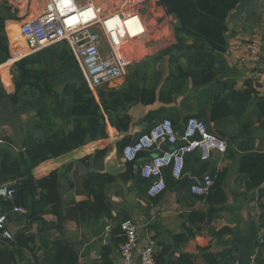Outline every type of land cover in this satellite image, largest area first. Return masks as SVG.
Returning a JSON list of instances; mask_svg holds the SVG:
<instances>
[{"label": "trees", "instance_id": "16d2710c", "mask_svg": "<svg viewBox=\"0 0 264 264\" xmlns=\"http://www.w3.org/2000/svg\"><path fill=\"white\" fill-rule=\"evenodd\" d=\"M239 1L151 0L150 8L159 24L165 23L169 18L175 19L172 34L175 40L158 51L154 60L170 54L171 63L176 66L175 71L169 75L165 90L159 92L161 101L170 102L174 93L190 82L192 92H195L194 99L201 110L207 112V117L197 114L188 115L186 119L195 116L209 123L230 118L226 123L236 122L234 131L224 128L215 131L207 123L206 125L218 137L228 139L229 156L236 158L238 163L237 178L244 184L246 194L255 201L257 212L254 219L258 228L264 229V147L255 146L256 140L264 141V94H259L248 79L244 80L243 88H237L234 80L220 78L217 69V53L224 52L226 48L227 19ZM1 8L4 10L0 12V64L13 55V58L21 56L24 50L16 17L9 14L5 7ZM7 19L13 20L7 26L8 35L5 30ZM166 39L170 40V37ZM187 39H191V43H187ZM183 50L191 51L186 58V70L179 66L180 54L175 53ZM1 72L3 80L9 84L7 69L2 68ZM10 72L14 87L6 90L0 78V102L7 101L14 115L27 114L28 118L23 122L20 150L14 149L10 138H2L4 144L0 146V185L8 184L15 188V201L10 203L0 198V204L5 212L13 205L22 206L25 209L23 216L29 225L41 221L42 214L49 212L56 216L60 227L68 216L62 212L58 172L53 170L37 179L32 174L33 168L48 159L70 153L89 141L107 138V121L118 132L127 133L131 120L127 112L128 106L133 102L152 104L156 99V83L139 86L127 79L125 87L131 89V96L119 92L115 96L113 92L105 93L98 89L97 101L69 48L63 42L20 58L12 64ZM163 118L167 117L161 112H149L144 118L149 123L147 130ZM172 124L182 133L183 127L175 121ZM133 140L125 134L116 143L119 157L123 147ZM106 153V148L97 149L81 161L93 159L101 162ZM149 157V152H139L134 160L125 162V169L116 175L106 172L86 174L83 182L88 199L75 204L82 219L112 217V203L107 197L106 188L117 180H132L139 197H147L151 180L141 176L139 167ZM210 161L201 160L199 153L192 151L185 156L181 179H175L171 175L170 167L163 169L167 191L176 189L186 176L191 178L187 185L189 193L190 186L196 179L204 174L213 178V184L205 196L191 193L207 205L205 209L193 210L187 214L190 223L198 227L209 226L212 220L229 209V195L224 185L226 170H216L210 165ZM159 197L157 195L152 199L156 201ZM127 218L124 216L111 228L109 242L101 247L98 264H114L111 255L124 242L119 224ZM197 226L196 229L199 230ZM232 233L233 228L228 225L210 228L212 239H216V243L223 248L216 255L209 251L210 246L199 247L205 264H236L238 242L232 237ZM186 239V234L174 236L175 241ZM33 243L34 236L26 228L14 233L13 239H1L0 264H17L24 258L23 251L31 250ZM256 247L259 248L256 264H264V241L259 243L257 240L254 248ZM47 251L51 264H81L79 251L65 238L52 241ZM154 259L155 264H195L192 254L181 252L178 257L172 258L164 246L156 252Z\"/></svg>", "mask_w": 264, "mask_h": 264}, {"label": "crops", "instance_id": "0c3cea01", "mask_svg": "<svg viewBox=\"0 0 264 264\" xmlns=\"http://www.w3.org/2000/svg\"><path fill=\"white\" fill-rule=\"evenodd\" d=\"M3 2L4 0H0V12L4 10L1 8ZM238 5H240L239 8L233 10L227 19L226 47L229 54L217 53V69L220 78L234 80L236 87L241 89L244 87V80L252 70L251 63L245 56L247 44L251 41L263 40L264 0H240ZM147 15L151 19L155 17L151 8ZM171 19L174 18H169V20ZM12 21V19L5 21L7 35V26ZM172 22L175 23V20ZM152 26L150 35L136 43L138 55L134 61L128 64L123 78L125 81L128 79L130 83L136 82L139 86L156 83L155 101L149 105L133 102L128 106L127 112L131 120L127 133L118 132L107 121V138L89 141L70 153L48 159L33 168L32 174L37 179L47 175L50 171L56 170L58 172V189L61 196L62 212L68 218L59 227L56 216L48 212L42 214L41 221L29 225L23 214L8 213L7 226L13 234L26 228L34 236L31 250L25 249L23 251L24 258L17 264H51L49 257H47V250L52 241L57 238H65L74 245L79 251L81 264H98L97 260L100 257L101 247L109 242L111 228L116 226L124 216L133 219L139 225L141 239L151 237L155 240L157 251L164 246L172 258L178 257L181 252H185L195 257V264H205L199 247L210 246L209 251L216 255L223 248L216 243V239H212L211 227L219 228L228 225L236 230L238 228L243 233L241 224L247 220L251 213L252 215L256 214L255 201L252 197L250 198L248 193L246 194L244 184L237 178V159L229 156V151H226L225 154H214L210 161V165L216 170H226L224 185L229 195V209L212 220L209 226L198 227L190 223L187 218L188 212L207 207L204 201H199L193 194L189 193L187 185L190 181L185 186L179 185L174 190H165L156 201H153L149 195L144 199L140 198L132 180L126 182L117 180L106 188L107 197L112 203V217L105 216L99 219L84 220L78 208L75 207L77 202L88 199L83 177L89 173H109L107 171L109 167L122 164L117 155L116 143L125 134L135 139L142 132H145L149 128V123L144 118L149 112H161L181 127L184 126L188 115L202 114L205 118L207 117V112L201 110L194 99L195 92H192L190 82L187 86L184 85L179 92L174 93L170 102L160 100L159 92L162 89L165 90L164 87L169 75L175 71L176 66L172 65L170 54H164L158 60H154L158 52L156 45L159 44V48H161L163 44L166 48L175 40V37L172 36L174 28L167 24V21L160 24L156 21L153 22ZM167 37H170V40L166 39ZM191 41V39H187V43H191ZM22 44L24 45L23 41ZM260 49L264 65V44L260 46ZM175 53L180 54L179 66L184 70L188 69L186 58L191 51L183 50ZM13 59L10 58L0 64V78L6 90L14 87L9 72ZM2 68H6L10 75L9 84L3 80ZM125 84L119 92L122 91L121 93H125V96H131V89L125 87ZM257 91L261 95L264 94V86L259 87ZM27 118V114L14 115L12 107L7 101L0 102V146L4 144L2 138L6 136L11 139L12 146L16 151L22 148V126ZM229 120L230 118L226 121L206 123L210 129L215 131L223 128L234 131L237 124L236 122L226 123ZM225 140L229 146L228 139L225 138ZM255 146L264 147V141L256 140ZM101 148L107 149L103 161L99 162L93 159L81 161ZM186 178L189 177L186 176L183 181ZM196 226L199 230L196 229ZM181 233L186 234L187 239L175 241L174 236ZM225 237L228 238V236ZM111 257L114 264H123L118 250L114 251Z\"/></svg>", "mask_w": 264, "mask_h": 264}, {"label": "built area", "instance_id": "2783aa9c", "mask_svg": "<svg viewBox=\"0 0 264 264\" xmlns=\"http://www.w3.org/2000/svg\"><path fill=\"white\" fill-rule=\"evenodd\" d=\"M150 1L4 0L3 7L15 11L18 33L24 42L21 56L13 59V55L12 62L63 42L73 55L87 86L96 96L99 88L110 86L125 76L128 64L138 55L136 43L150 35L157 18L151 19L142 12V4L150 9ZM224 53L229 54L227 47ZM245 56L252 68L246 79L258 90L264 86V65L259 43H248ZM164 147L168 149L164 150ZM141 151L150 153L139 168L141 176L151 180L147 194L154 197L165 191V167H170L175 179H181L188 153L197 151L201 160L209 161L216 153H226L227 142L209 131L206 123L195 116L186 119L182 133L173 127L169 118H163L123 147L121 162L134 160ZM212 184L213 178L204 174L192 183L190 192L205 196ZM0 198L13 203L15 188L8 184L0 185ZM10 212L23 214L25 209L13 205L5 212L0 204V240L13 239V233L7 226ZM119 226L124 236V242L118 249L123 264H155V240L151 237L141 239L139 225L131 218L121 220ZM257 240L259 243L264 241V229H259ZM258 250V247L253 249L251 264H256Z\"/></svg>", "mask_w": 264, "mask_h": 264}, {"label": "water", "instance_id": "95a60500", "mask_svg": "<svg viewBox=\"0 0 264 264\" xmlns=\"http://www.w3.org/2000/svg\"><path fill=\"white\" fill-rule=\"evenodd\" d=\"M167 149L168 147H164V150ZM124 168L125 165L122 163L114 167H109L107 171L109 174L115 175L121 172ZM190 179L186 178V180L182 182L181 186H185L189 181H191ZM258 233V224L252 217L249 218L248 234H243L238 230L233 229L232 237L238 242L236 264H251L253 249L258 239Z\"/></svg>", "mask_w": 264, "mask_h": 264}, {"label": "rangeland", "instance_id": "374dc122", "mask_svg": "<svg viewBox=\"0 0 264 264\" xmlns=\"http://www.w3.org/2000/svg\"><path fill=\"white\" fill-rule=\"evenodd\" d=\"M40 3L41 2H39V4L37 5V10H39V6H40ZM3 6V5H2ZM239 6L240 5H238L236 8H239ZM37 10H35V12H37ZM9 14H11V15H13V16H15V11H14V9H13V11H11L10 10V8H8V11H7ZM142 12L143 13H145V14H148V12H149V9H148V6L147 5H145V4H142ZM16 19V18H15ZM175 19H171V20H169V21H167V24H169L171 27L172 26H174V22H172V21H174ZM16 23H17V25H18V20L16 19V21H15ZM21 39V38H20ZM263 40L261 41H255V42H258L259 43V45L260 46H262V44H264V34H263V38H262ZM22 40V39H21ZM246 42H248V41H246ZM252 42V41H251ZM248 43H250V42H248ZM162 47L161 48H159L160 46H159V44H157L156 45V50L157 51H160V50H163L164 49V46L165 45H161ZM134 61V60H133ZM132 62V61H131ZM14 62H12V64H13ZM12 64H11V66H12ZM10 69H11V67H10ZM10 72V71H9ZM10 74H11V72H10ZM10 76V75H9ZM11 78H12V74H11ZM120 80V79H119ZM13 81V80H12ZM6 83V82H5ZM124 84H125V79L123 78L122 80H120V81H114V82H112V84L110 85V86H108V85H106V86H102L101 88H99L100 89V91L101 92H107V93H109V92H113L114 94H115V96H117V94H116V92H119L120 90H121V87H123L124 86ZM122 92V91H121ZM121 92H119V93H121ZM95 97H97L96 99H97V101H99V97H98V93H97V95L95 96ZM118 97H120V94L118 95ZM106 128H107V131H108V127L106 126ZM250 217H252L253 219H254V215H252V213L249 215V217L247 218V220L244 222V223H242L241 224V226H242V231H243V234H248L249 233V218ZM238 225V224H237Z\"/></svg>", "mask_w": 264, "mask_h": 264}, {"label": "snow or ice", "instance_id": "6c2138e0", "mask_svg": "<svg viewBox=\"0 0 264 264\" xmlns=\"http://www.w3.org/2000/svg\"><path fill=\"white\" fill-rule=\"evenodd\" d=\"M69 2H70V0H69Z\"/></svg>", "mask_w": 264, "mask_h": 264}]
</instances>
